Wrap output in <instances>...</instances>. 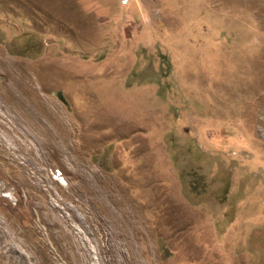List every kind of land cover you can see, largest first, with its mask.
Here are the masks:
<instances>
[{
    "label": "rangeland",
    "instance_id": "374dc122",
    "mask_svg": "<svg viewBox=\"0 0 264 264\" xmlns=\"http://www.w3.org/2000/svg\"><path fill=\"white\" fill-rule=\"evenodd\" d=\"M0 0V264H264V0Z\"/></svg>",
    "mask_w": 264,
    "mask_h": 264
},
{
    "label": "built area",
    "instance_id": "2783aa9c",
    "mask_svg": "<svg viewBox=\"0 0 264 264\" xmlns=\"http://www.w3.org/2000/svg\"><path fill=\"white\" fill-rule=\"evenodd\" d=\"M127 3H128V0H123L121 4L126 5Z\"/></svg>",
    "mask_w": 264,
    "mask_h": 264
}]
</instances>
